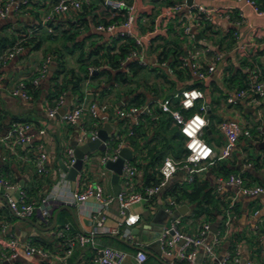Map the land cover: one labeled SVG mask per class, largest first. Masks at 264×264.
<instances>
[{
	"label": "crops",
	"instance_id": "1",
	"mask_svg": "<svg viewBox=\"0 0 264 264\" xmlns=\"http://www.w3.org/2000/svg\"><path fill=\"white\" fill-rule=\"evenodd\" d=\"M55 1L14 0L10 3V0H0L10 4L8 16L0 20V39L6 37L10 42L14 41V44L22 42L24 46L21 52L0 66V134L2 137L6 136L14 123L30 124L29 133L32 134V140L22 145L10 141L0 142V175L16 186L7 192L15 199H19L20 190H23L28 202L39 204L43 198L52 193L55 186H58L60 191L74 190L77 178L74 182L70 180L62 164L67 163L68 148H75L76 154L80 147L87 143H79L82 125L88 128L99 127V131L109 127L111 131L108 133V139L120 133L123 135L125 140L123 149L128 148L131 151V159L125 161L131 162L136 168V188L142 190L146 181L145 166L150 162V149L156 142H150L148 137L144 141L140 140L138 147L130 144L133 136L128 135L130 122L119 118L114 111V107L121 100L129 102L130 95L121 94L125 91V87L116 85L114 81L108 82L105 76L86 79L82 84L80 97L73 91V85L69 82L72 77L58 73L63 63L68 70L73 69L76 74H82L78 62L82 50L89 52L95 47H106L112 42L111 34L100 32L96 28L98 23L110 20V10L97 0L87 9L72 10L65 14L54 26V32H50L49 25L43 21ZM196 1L232 14L231 20L218 18L210 23L205 30L206 33L203 32L207 34L208 40L204 42L202 40L204 34L201 33L199 41L201 45L210 46L215 53L223 54L216 71L204 81L197 83L206 93L204 101L207 104L206 117L210 127V132L206 130V136L208 143L214 148V156L195 168L192 180L188 172L179 170L151 201L132 205L129 212L139 214L140 222L131 227L129 238H123L121 235L125 228L120 225L122 218L117 203L112 204L106 212L107 219L104 226L117 229L119 235L102 232L91 236L89 232L94 226L91 216L96 211L95 206L97 208L94 199L83 204H75L65 203L58 196L50 197L48 200L54 212L50 221L45 222L36 214L18 216L10 208L7 196L0 195V250L11 239H16L20 244L18 256L15 259L0 261V264H61L59 256L65 249V241L58 237L57 232L65 224L71 225L72 233L83 232L89 236L84 246L75 247L73 254L68 258L69 264H99L98 250L104 246L127 251L129 258L125 264H140L135 260L140 245L148 252V259L141 264H183L180 261L172 263L171 259L163 255L156 257L153 249H157V245L152 242H155L159 227L171 224L172 217L166 212V208L170 200L176 199L172 191L176 189L181 195L184 186L196 181L200 185H206L214 196L209 205L211 215L204 214L196 218L192 214L194 205L184 200L178 201V209L175 212V216H179L182 220L180 229L191 235H197L204 223L210 225L205 242L212 246L214 254L208 255L205 248H200L196 264H220V261L228 255L231 256L229 264H264V192L255 196L246 195L237 187L225 183L231 174H239L245 177L247 184L264 187V97L261 98L259 105L250 100H240L237 104H230L226 97L227 94L241 88L243 80L249 78L250 70L261 73L264 71V14H257L243 0ZM258 1L264 10V0ZM166 7L157 5L155 14L158 12L160 15L165 12ZM182 14H187V10L184 9ZM239 18L241 22L237 25L234 22ZM151 22L146 16L141 18L139 23L141 35L152 27ZM172 22L173 18L163 20L162 30H166L169 26L170 28L160 34L166 33L168 41L172 38L180 41L186 54L191 44L180 38V33L173 27ZM171 28L174 31H171ZM46 33L53 40L58 41L63 36L69 38L74 35L73 38H69L66 49L77 62V67L68 66V57L60 48V44L47 46ZM160 42L162 41L158 40L156 45ZM9 44L8 42L7 45ZM8 46L0 49V59L11 48ZM46 46L51 53H44ZM239 46L243 47L238 49ZM60 55L62 63L57 60ZM48 56L52 57V61L46 75L34 90V95L30 99L13 95L12 90L20 82H29L38 74L43 61ZM148 57L147 64L156 67L154 64L156 55L150 52ZM152 73L157 76L153 71L148 75ZM229 76L235 78L234 82L228 79ZM194 79L191 74L179 81L174 88L165 84V88L160 89L159 94L145 89L140 91L144 92L147 102L155 103L178 89L196 83ZM157 83H164V79L158 80ZM79 99L100 103L101 109L97 120L90 113L84 115L80 124H68L61 119V115L70 111ZM153 106L159 108L157 104ZM53 108L58 109V114L50 117L48 111ZM227 119L239 121L243 126L258 133L251 138H241L230 155L225 156L223 152L226 141L219 124ZM174 125L179 127L175 121ZM157 148L160 150L161 145L158 144ZM40 152H45L48 156L47 172L43 174L37 172L34 161ZM96 152L101 154L94 156ZM103 154L104 151L99 149L85 154L88 159L83 158V169L76 177L81 175V187L99 183L103 185L105 193H115V185L112 182L113 171L104 168L101 164ZM162 163L155 167L158 175ZM122 183L123 174L119 178L121 189ZM184 205L188 206V209L184 213L179 212V208ZM56 212L58 215L54 226ZM229 216L230 222L227 223ZM27 243L44 247L51 252V255L49 257L27 255L25 252Z\"/></svg>",
	"mask_w": 264,
	"mask_h": 264
},
{
	"label": "built area",
	"instance_id": "2",
	"mask_svg": "<svg viewBox=\"0 0 264 264\" xmlns=\"http://www.w3.org/2000/svg\"><path fill=\"white\" fill-rule=\"evenodd\" d=\"M97 0H59L50 9L49 13L45 16L43 23L49 25V31L54 32L53 28L57 22L67 13L72 10H83L84 8L91 7ZM253 10L260 15L264 14V10L260 7L258 0H243ZM14 0H10V3ZM99 3L105 4L110 10V20L100 22L96 28L100 32H108L114 39L129 38L133 41V46L130 48L126 58L120 61V68L126 72H130V62L137 61L141 65H147L148 62V48L151 44V38L161 32L169 30H162V21L171 20L173 18V27L180 33V38L191 44L187 49V53L182 58V63L179 67L180 70L186 73L183 79H186L187 72L193 75L195 82L204 81L209 75L214 73L217 65L223 59L222 53H215L210 46L201 45L199 43L201 33L204 34L207 26L216 19H232V14L222 11L220 9L211 8L205 4L192 0L189 4L188 0L175 1L172 5L166 7V11L158 14L155 17V22L152 27L147 30L143 35L140 34V26L138 22V0H98ZM186 9L187 14H182ZM10 10L9 3L0 2V20L5 19ZM242 16V14H241ZM240 16V17H241ZM242 18V17H241ZM169 22V21H168ZM239 20L234 23L239 25ZM200 33L198 37L197 34ZM206 33V32H205ZM237 34V33H236ZM202 40H208L207 34H204ZM243 46H239L242 48ZM22 42H16L9 51L0 59V66L8 59L13 58L16 54L23 50ZM161 49V48H160ZM157 53L156 67L163 68L167 73L175 78V71L171 68L167 61H159ZM52 57L48 56L42 63L39 72L32 78V84L38 87L41 79L47 73ZM105 68H110L107 64L100 66H90L89 72L94 73L101 71ZM249 78L247 79V86L238 89L234 92L227 94V101L230 104H237L240 100H250L254 104L259 105L261 98L264 97V78L260 73L255 70H250ZM116 85H118L116 83ZM15 96H21L25 99H30L32 94L28 91L26 84L20 82L19 85L12 90ZM206 93L199 86L191 88H181L169 96L153 102H148L142 105H132L126 100H121L116 107H114L115 114L130 122V130L128 135H134L133 127L140 123V119L144 115L152 114V107L157 104L159 108L165 113L172 115L175 122L179 125L180 131L185 137L186 156L181 160H176L172 157H166L159 169L160 181L157 184L146 187L144 190L136 188V168L129 161H125L123 166V183L121 191L116 195L115 193H105L102 184H87L81 187L82 177L78 175L74 190H58L55 186L52 193L43 198L39 204L28 202L26 200V193L20 190L19 199H15L9 195L7 191L14 189L16 186L10 181L0 175V195L5 194L10 208L18 216H32L39 215L45 222H49L52 217L51 206L48 198L56 197L62 199L65 203L83 204L91 199L97 203L95 206V213L92 214L94 226L89 232L91 236L99 233H111L119 235L117 229L106 228L105 221L107 219L106 212L109 211L112 204L117 203L119 207L120 216L122 221L120 225L124 226V231L121 234L123 238H129L131 234V227L140 222V215L130 213L129 208L142 201H151L167 184L168 180L174 176L179 170H185L190 174V180L193 178V171L202 162L209 160L215 154L214 148L205 139L206 127L209 125V120L206 117L207 104L205 103ZM62 102V100H61ZM197 107V110L192 114L187 115L189 112ZM101 105L98 101L87 102L85 99L77 100L75 106L68 112L61 115V119L68 124H80L86 113H90L92 117L97 120L100 114ZM50 117H55L58 114V109L53 108L49 111ZM97 123V122H96ZM30 124L27 123H14L8 130L6 136L2 137L1 141H10L16 145H22L32 140V134L29 133ZM219 129L225 137V148L223 154L230 155L241 138H251L252 132L250 128L243 126L239 121L233 119L223 120L219 124ZM42 133L44 130L41 131ZM82 135L79 143H86L89 139H99V127L88 128L81 126ZM116 137L119 141L113 143L112 140ZM114 137H110L106 141L104 154L101 157V164L104 168L107 167L109 162L117 161L120 158L121 150L125 145L123 135L120 133ZM67 167H73L78 158L75 154V148L70 147L67 149ZM47 159L48 156L45 152H40L35 158V166L38 173L43 174L47 172ZM88 156L84 157L87 160ZM105 171H103L104 174ZM222 181V180H221ZM224 182V181H223ZM226 184L235 186L238 190L246 195L255 196L264 192V187L260 185L251 186L247 184L245 178L239 174H231L226 180ZM60 191V192H59ZM58 194V195H57ZM178 209V201L172 199L166 212L172 217L170 225H164L161 231L159 241L161 244L162 255L171 259V262L180 261L183 264H196L198 258V251L200 248H205L208 255L214 254L211 245L205 242V236L210 230V225L204 223L200 228L197 235H191L180 229L182 220L179 216H175ZM230 216L227 223L230 222ZM58 237L65 241V249L60 254L59 260L61 264H69L68 258L73 254L77 245L84 246L88 241L89 236L86 233H72L70 224H65L57 232ZM19 242L16 239H11L0 250V261L15 259L18 256ZM25 252L27 255H39L42 257H49L51 252L44 247H38L33 244L27 243L25 245ZM129 258V253L123 249L112 246H104L98 250V263L99 264H125ZM148 259V252L145 247L140 245L135 254V260L138 263H144ZM231 256H227L220 261V264H229Z\"/></svg>",
	"mask_w": 264,
	"mask_h": 264
},
{
	"label": "trees",
	"instance_id": "3",
	"mask_svg": "<svg viewBox=\"0 0 264 264\" xmlns=\"http://www.w3.org/2000/svg\"><path fill=\"white\" fill-rule=\"evenodd\" d=\"M58 1L59 0H56L55 3ZM175 1L179 0H138V22L140 23L141 18L146 16L151 19V23H154V19L158 14V12L155 14L157 5L170 6ZM171 31H174L173 28H171ZM73 36L74 35H71L69 38H73ZM166 36L167 34L163 33L152 37L148 52L157 53V51L161 48L157 57L159 61H167L169 63L171 68L175 71V78H172V76H170L163 68L153 67L148 64L141 65L137 61L130 62L129 73L125 70H122L120 68V61L126 58L130 48L133 46V41L129 38H125V40H123V38H114L112 42L106 47L98 46L89 52L82 50L78 57V62L83 72L82 74H76L73 69L68 70L61 62L62 56L60 55L57 60L58 62L62 63V65L58 73L59 75L64 74L66 76L70 75L72 77L73 81L71 80L69 82L73 85V91L80 95V97L82 96V84L86 79H97L101 76H105L108 82L114 81L118 85L125 87V91L121 92V94L130 95V99H128L129 104H146L148 103L146 96L144 92H141L140 90L145 89L159 94V90L164 89L165 84H168L173 88L176 87L178 82L181 81L186 74L184 71L179 69L184 56L183 44L176 38H172V40L168 41ZM158 40L162 42L156 45ZM8 42L10 43V47L14 45V41L11 40L10 42L9 38L2 37L0 39V49H5L8 46ZM102 64H107L110 68H105L101 71L90 74V66H100ZM152 71L157 73V77L163 78L164 83L149 84L146 79L148 74ZM258 72L260 73V76L264 78V71L262 73L260 71ZM187 73V76L189 77V71ZM139 76L140 80L137 79V85L131 86V82L136 80V78ZM228 79L232 82L235 80V78L230 76ZM31 81L32 80L29 82L25 81L24 83L26 84L28 91L33 96L36 87ZM247 82V78L246 80L244 79L240 89L245 88L248 84ZM195 86H198V84L194 83L190 86H187V88ZM153 107L152 115H144L140 119V123L133 127L134 135L131 137L130 142V144L135 147H138V142L140 140L144 141L148 137L150 142H156L154 147L150 149V162L145 166L146 181L142 190L148 186L157 184L160 181V176L158 175V171L155 170V167L157 164L162 163L166 156L171 155L174 159L181 160L185 158L187 152L185 148V137L181 133L180 128L174 125L175 120L173 119L172 115L163 112L161 108L156 109ZM251 132L252 135H256L258 133L256 131ZM117 141L119 140L116 137H114L112 140L113 143H117ZM158 144L161 145L160 150L157 148ZM181 191V195L176 189L174 192L172 191V193L174 194V197L177 199V201L181 202L184 200L194 205L192 214L196 218L204 214H207L208 216L211 215V209L209 205L211 204L214 196L212 195L211 190L207 189L206 185H200L196 181L193 184L184 186Z\"/></svg>",
	"mask_w": 264,
	"mask_h": 264
},
{
	"label": "water",
	"instance_id": "4",
	"mask_svg": "<svg viewBox=\"0 0 264 264\" xmlns=\"http://www.w3.org/2000/svg\"><path fill=\"white\" fill-rule=\"evenodd\" d=\"M188 3L191 4L192 0H188ZM197 36L199 37V34H197ZM206 130L208 132H210V127L207 126ZM110 131L111 130L109 127L105 128V129H101L99 131V139H96V140H90L89 139L85 145L80 147V149L76 152V157L78 158V160L73 167L68 168L66 164H62V167L68 173V178L70 180H72L74 182L78 172L83 169V158H84L85 154H88V153L95 151L97 149H99L101 151L105 150L104 141H106L108 139V137H109L108 133ZM130 154H131V151L128 148H124L123 150H121L120 158L117 161L109 162L107 164V168H109L110 170L113 171L112 182L115 185L114 189H115L116 195L121 190V188L119 186V178L123 174V166H124L125 160L131 159ZM65 208L68 209V207H66V206H65ZM186 209H188V206L184 205V206L179 208V212L184 213ZM51 211L53 213L54 208H51ZM57 215H58V212H56L54 215V226L56 225V222H57ZM161 231H162V228L159 227V229H157V236H156L155 242H152V243H155L157 245V249H153V254L156 257L162 255L161 244L159 241V237L161 236Z\"/></svg>",
	"mask_w": 264,
	"mask_h": 264
},
{
	"label": "rangeland",
	"instance_id": "5",
	"mask_svg": "<svg viewBox=\"0 0 264 264\" xmlns=\"http://www.w3.org/2000/svg\"><path fill=\"white\" fill-rule=\"evenodd\" d=\"M66 35V34H65ZM71 35V34H70ZM45 39H46V42H47V46L48 47H51L52 45H58V44H60L61 46H60V48H62V51L63 52H65V54H66V56L68 57V60H69V62H68V66H72V65H75L76 67H77V65H76V61L75 60H73V56H71L70 54H69V51L66 49V46H68V41H70L68 38H66L65 36H63L61 39L63 40V42H61V39L58 41V40H53L52 39V37H50V36H48V34L46 33L45 34ZM46 46V50H44V53H47V52H50L51 53V51H50V49L48 48ZM79 50H77V52H78ZM67 66V67H68ZM69 68V67H68ZM137 79L138 80H140V76L139 77H137L136 78V80H133L131 83V86H136L137 85ZM158 80L159 81H163V79L162 78H159V77H157L156 76V74H153L152 73V75L150 74V75H148L147 76V82L149 83V84H154V83H157L158 82ZM158 84V83H157ZM193 111H195V109H193V110H191V111H189L188 113H187V115H190V114H192L193 113ZM205 139L207 140V136H205ZM208 141V140H207ZM101 154V152H96V153H94V156L96 155V156H99ZM172 157V156H171Z\"/></svg>",
	"mask_w": 264,
	"mask_h": 264
}]
</instances>
